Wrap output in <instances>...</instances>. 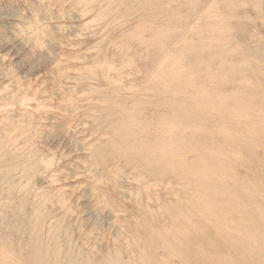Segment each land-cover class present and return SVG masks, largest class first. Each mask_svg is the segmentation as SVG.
<instances>
[{
	"label": "rangeland",
	"instance_id": "1",
	"mask_svg": "<svg viewBox=\"0 0 264 264\" xmlns=\"http://www.w3.org/2000/svg\"><path fill=\"white\" fill-rule=\"evenodd\" d=\"M262 232L264 0H0V264H264Z\"/></svg>",
	"mask_w": 264,
	"mask_h": 264
},
{
	"label": "bare ground",
	"instance_id": "2",
	"mask_svg": "<svg viewBox=\"0 0 264 264\" xmlns=\"http://www.w3.org/2000/svg\"><path fill=\"white\" fill-rule=\"evenodd\" d=\"M256 227H257V226H256ZM235 228H236V227H235ZM239 228H241V227H239ZM232 230H235V229L232 228ZM232 230H231V231H232ZM236 230H237V229H236ZM238 230H239V229H238ZM241 230H242V229H241ZM250 230H253V229L250 228ZM247 232H248V231H247ZM251 232H252V231H251ZM263 233H264V232L260 233V236H262L261 234H263ZM236 234H237V233H236ZM236 234H235V235H236ZM244 234H246V232H245ZM244 234H243V235H244ZM193 235H194V234H193ZM238 235H241V234L238 233ZM246 235H247V234H246ZM254 235H255V234H254V232H253V236H254ZM258 235H259V233L256 234L257 237H258ZM190 236H191V235H190ZM217 236H218V235H217ZM256 236H255V237H256ZM263 236H264V235H263ZM179 237H180V236H179ZM231 237H232V236H231ZM251 238H252V237H251ZM253 238H254V237H253ZM258 238L261 239L262 237H261V238L258 237ZM258 238H257V239H258ZM180 239H182V238H180ZM263 239H264V238H263ZM178 240H179V239H178ZM255 240H256V239H255ZM255 240H254V241H255ZM261 240H262V239H261ZM186 241H187V240H186ZM215 241H216V240H215ZM217 241H218V239H217ZM262 241H263V240H262ZM184 242H185V241H184ZM218 242H220V241H218ZM216 243H217V242H216ZM220 243H221V242H220ZM228 243H229V242H228ZM255 243H256V242H255ZM257 243H258V242H257ZM263 243H264V242H263ZM223 244H225V243H222V245H223ZM258 244H259V243H258ZM258 244H256V247H257ZM261 244H262V243H261ZM261 244H260V245H261ZM225 245H226V244H225ZM228 245H231V244L229 243ZM262 245H263V244H262ZM226 246H227V245H226ZM252 246H254V245L252 244ZM222 247H223V246H222ZM222 247H221V249L225 250L226 247H224V248H222ZM227 247H229V246H227ZM177 248H178V247H177ZM258 248H260V247L258 246ZM226 249H227V248H226ZM228 249H229V248H228ZM254 249H256L255 246H254ZM223 250H220L221 253L223 252ZM229 250H230V249H229ZM256 250H257V249H256ZM261 250H262V249H261ZM263 250H264V249H263ZM257 251H258V250H257ZM233 252H234V249H233ZM237 252H238V251H237ZM254 252H255V251H254ZM254 252H253V253H254ZM260 252H261V251H260ZM198 253H199V252H198ZM221 253H220V254H221ZM229 253H230V252H229ZM231 253H232V252H231ZM251 253H252V252L247 253V254H251ZM256 253H257V252H256ZM256 253H255V254H256ZM263 253H264V252H263ZM196 254H197V253H196ZM232 254H233V253H232ZM235 254H236V253H235ZM242 254H243V253H242ZM242 254H240V256H241ZM255 254H254V255H255ZM222 255H225V254H222ZM222 255H221V256H222ZM229 255H230V254H229ZM229 255H228V256H229ZM236 255L238 256V254H236ZM256 255L259 256V255H261V254H259V251H258V254H256ZM225 256H227V255H225ZM228 256H227V257H228ZM240 256H239V257H240ZM249 256H250V255H249ZM261 256H262V258H261ZM261 256H259V257H257V258H259V259H264V257H263L264 255L262 254ZM201 257H202V256H201ZM229 257H230V256H229ZM233 257H234V256H233ZM235 257H236V256H235ZM242 257H244V256H242ZM254 257H255V260H256V256H254ZM231 258H232V257H231ZM246 258L249 260L248 257H246ZM246 258H244V259H246ZM179 259H180V258H179ZM181 259H182V258H181ZM225 259H227V258H225ZM225 259H224V260H225ZM232 259H233V258H232ZM232 259H231V260H232ZM237 259H238V258H237ZM221 260H222V259H221ZM234 260H236V259H234ZM238 260H239V259H238ZM240 260H242V258H241ZM251 260H252V259H251ZM222 261H223V260H222ZM226 261H227V260H226ZM256 261H258V260H256ZM224 262H225V261H224ZM232 262H233V261H232ZM232 262H231V264H234V263H232ZM225 263H226V262H225ZM229 263H230V262H229ZM238 263H240V262H238ZM242 263H243V262H242ZM246 263H247V262H246ZM246 263H245V264H246ZM251 263H252V262H251ZM251 263H248V264H251ZM255 263H256V262H255ZM260 263H262V261H261ZM260 263L258 262V264H260ZM183 264H185V263L183 262ZM206 264H207V263H206ZM256 264H257V263H256Z\"/></svg>",
	"mask_w": 264,
	"mask_h": 264
}]
</instances>
